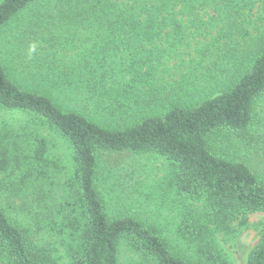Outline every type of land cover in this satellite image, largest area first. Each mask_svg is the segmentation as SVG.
I'll list each match as a JSON object with an SVG mask.
<instances>
[{
  "label": "rangeland",
  "instance_id": "374dc122",
  "mask_svg": "<svg viewBox=\"0 0 264 264\" xmlns=\"http://www.w3.org/2000/svg\"><path fill=\"white\" fill-rule=\"evenodd\" d=\"M79 1L40 3L19 12L0 31V60L9 65L22 87L48 92L65 109H75L103 125L114 126L131 116H151L173 104L189 106L199 101L193 99L196 90L204 96L221 78L230 79L247 68L252 57L248 52L253 54L264 37V7L260 5L251 15L234 21L232 27L223 25L218 17L211 19L208 11L168 15L176 18L179 26L168 22L163 32L168 33V55L167 62L165 59L155 72L158 77L161 73L160 80L150 78L143 82L142 77L128 78L119 83L120 94L117 90L118 97H113V102H92L88 98L94 93L85 92L80 84L76 91L70 87L79 77L72 69L90 64L91 55L97 54L101 46L99 39L81 25L74 27L73 18L66 12L78 8ZM158 1L107 0L115 6L108 12H112L113 20L123 21L117 16L130 9L134 14L125 15L126 21H142L145 14L141 13L151 10ZM96 7L93 14L101 16L106 8L100 12L102 6ZM87 20L80 16L76 22ZM224 27L229 29L227 33ZM22 34L27 44L33 43L31 47H13L15 35ZM173 38L178 40L171 46ZM34 43L38 45L34 47ZM93 50L96 51L92 53ZM74 65L77 66L71 69ZM53 84L60 86L46 89ZM115 107H119L117 112ZM210 142L219 152L245 163L264 178V95L256 100L245 131L222 132ZM177 171L174 162L155 153H100L95 186L109 216L139 220L155 230L175 253L196 260L197 246L182 239L178 228L184 221L191 225L193 219L204 223L210 210L203 198L192 199L176 189ZM74 174L69 144L28 115L0 109V209L47 255L41 264H71L79 233L75 204L68 189ZM263 225L264 212L238 214L226 229L209 225L201 244L210 245L227 264H245ZM141 261L125 242L119 243L117 264H143Z\"/></svg>",
  "mask_w": 264,
  "mask_h": 264
},
{
  "label": "trees",
  "instance_id": "16d2710c",
  "mask_svg": "<svg viewBox=\"0 0 264 264\" xmlns=\"http://www.w3.org/2000/svg\"><path fill=\"white\" fill-rule=\"evenodd\" d=\"M68 1L0 0V31L19 12L34 5ZM97 4L102 6L100 12L106 8L102 17L93 14L98 10ZM259 5L264 7V0H159L151 10L141 11V15L145 14L144 20L135 22L133 18L127 21L124 18L134 14L130 9L122 10L117 17L123 21H118L112 19V12H108L115 6L107 0L94 3L80 0L78 8L66 12L73 18L74 27L81 25L99 39L101 46L97 54L91 55L90 64L77 70L72 69L77 65L71 66L72 73L79 76L76 84L70 85L71 90L76 91L80 84L85 92L95 94L89 96L90 101L105 103L106 100L113 102L112 98L119 96L122 80L140 77L143 82L150 78L160 80L161 73L158 77L155 72L168 55L165 47L168 33L163 32L168 22L179 26L176 18H168V15L208 11L211 19L218 17L223 25L232 27L236 24L234 21L251 15ZM80 16L83 20L88 17L96 20L78 23L76 19ZM224 30L227 33L229 29L224 27ZM21 36L23 34L15 35L13 47H31L33 43L27 44ZM177 40L173 38L169 44L174 46ZM37 45L34 43V47ZM248 55L252 57L247 68L230 79L221 78L204 96L196 90L193 94V99H199L196 103L189 106L173 104L160 113L139 118L131 116L114 126L96 123L75 109H65L48 92L22 87L9 65L0 60V109L28 115L72 149L75 174L68 189L75 204L79 233L71 264H117L121 241L141 258L143 264H227L210 245L201 244L209 232L208 226L223 230L238 214L264 212V178L245 163L228 158L210 142L222 132L245 131L252 120L256 100L264 95V37L253 54L250 51ZM54 85L46 89L60 86ZM119 107L114 111L117 112ZM128 151L155 153L174 162L178 169L174 178L176 189L189 198L204 199L210 210L206 221L200 224L193 219L191 225L184 221L178 228L182 239L197 246L196 260L175 253L155 230L139 220L128 216L114 218L106 213L95 186L97 156ZM46 257L28 238L26 231L0 209V264H41ZM245 264H264V225Z\"/></svg>",
  "mask_w": 264,
  "mask_h": 264
}]
</instances>
